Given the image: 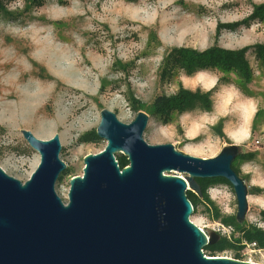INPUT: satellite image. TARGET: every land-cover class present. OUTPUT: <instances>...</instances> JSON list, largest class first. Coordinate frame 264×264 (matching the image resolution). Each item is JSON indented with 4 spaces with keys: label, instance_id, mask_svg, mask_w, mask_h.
Instances as JSON below:
<instances>
[{
    "label": "rangeland",
    "instance_id": "rangeland-1",
    "mask_svg": "<svg viewBox=\"0 0 264 264\" xmlns=\"http://www.w3.org/2000/svg\"><path fill=\"white\" fill-rule=\"evenodd\" d=\"M262 3L264 0H45L43 7L33 8L18 20L0 15V168L27 182L40 156L21 129L41 140L58 134L60 158L70 174H61L55 190L67 204L70 181L83 175L84 158L102 152L107 145L102 139L97 143L79 141L97 130L103 110L130 124L138 113L130 108L129 93L149 106L157 96L174 94L179 81L187 89L205 92L226 76L230 83L217 86L212 112L176 116L171 125H163L146 112L150 119L143 139L152 146L172 144L177 151L202 159L216 157L231 144L240 146L241 153L255 154L253 160L238 163L248 189L249 211L243 223L264 230L259 215L264 210V66L249 54L254 72L251 97L235 86L231 74L181 73L171 83L160 79L163 59L172 48L205 50L217 43L240 49L263 44L264 22L217 35L219 24L241 21L252 12V4ZM24 7L23 0L8 4L12 11ZM154 33L156 42L152 41ZM208 194L215 207L200 203L190 220L206 233L220 229L222 237H233L235 231L221 221L237 213L232 186L219 184ZM257 252L251 256L253 261L264 264V250ZM221 255L235 258V251Z\"/></svg>",
    "mask_w": 264,
    "mask_h": 264
},
{
    "label": "water",
    "instance_id": "water-1",
    "mask_svg": "<svg viewBox=\"0 0 264 264\" xmlns=\"http://www.w3.org/2000/svg\"><path fill=\"white\" fill-rule=\"evenodd\" d=\"M149 119L139 111L124 124L109 110L101 112L96 133L107 145L84 158L67 204L55 190L68 168L60 136L41 140L21 129L40 163L25 183L0 168V264H259L206 256L204 249L221 235L190 220L188 191L202 196L197 180L216 178L233 188L236 221L246 220L248 189L232 167L240 146L202 159L172 144L148 145L143 135ZM116 154L128 159L127 167L120 168Z\"/></svg>",
    "mask_w": 264,
    "mask_h": 264
},
{
    "label": "trees",
    "instance_id": "trees-1",
    "mask_svg": "<svg viewBox=\"0 0 264 264\" xmlns=\"http://www.w3.org/2000/svg\"><path fill=\"white\" fill-rule=\"evenodd\" d=\"M16 1L18 0H0V15L5 18H10V20H18L33 8H39L45 5V0H23L25 4L23 10H9L8 4ZM263 22L264 3L252 4V12L243 20L219 24L217 27V35H220L223 30L233 32L240 29H249L253 24ZM152 35V41L156 42L157 37L155 33ZM249 54H253L260 66H264V43L246 46L240 49H226L220 47L217 43L205 50H197L187 47L172 48L163 59L160 79L162 82L171 83L181 73L186 76H193L201 72H219L224 75L231 74L236 79L235 86L243 94L251 97L252 91L249 86L253 82L254 72L249 60ZM229 83V79L226 76H222L219 78L217 86ZM217 86L205 92L199 90L192 91L185 88L179 81L177 90L174 94L170 96L165 94L157 96L149 106L134 97L132 93L128 94L127 100L130 108L135 112L138 113L139 111H145L152 117L160 120L163 125H171L176 116H182L194 111H200L202 113L212 112V96L216 91ZM104 88V85H102L101 91H103ZM257 115L258 113L255 118ZM79 141L81 143H97L100 142L101 139L97 136L96 131L93 130L84 134ZM254 158L255 154L242 153L240 157L233 162L232 167L234 171L242 178L240 166L238 164L239 161H249ZM116 160L121 169L127 167L129 164L128 159L123 155L116 156ZM69 174V169L63 173V175ZM197 183L201 187L202 196L192 191H188L187 194L188 199L194 208V213L200 203L214 206L209 198V189L219 184L231 186L227 180L222 178L198 179ZM257 193H260V190H257ZM259 215L261 221L264 222V210H262ZM215 216L217 220L220 219L218 210L216 211ZM221 221L224 225L231 227L238 236L233 234L234 236L230 238L222 237L217 244L207 246L204 249L206 256L215 257L219 253L225 251H235L236 259H240V253L245 249V245L251 243H256L258 249L264 250L263 229L258 228L257 226L247 227L244 223L239 224L234 216L224 217Z\"/></svg>",
    "mask_w": 264,
    "mask_h": 264
},
{
    "label": "built area",
    "instance_id": "built-area-1",
    "mask_svg": "<svg viewBox=\"0 0 264 264\" xmlns=\"http://www.w3.org/2000/svg\"><path fill=\"white\" fill-rule=\"evenodd\" d=\"M202 231H204V230L202 229ZM220 232H221V230L218 229L217 233H220ZM257 249H258L257 248V244L256 243H251V244H246L245 245V249L240 253V259H236V256H235V258H233V257H229V256H224V255H221V256L217 255V257H227V258H232V259H236V260H240V261H247V262L256 263L255 261H253L251 256L253 254L260 253V252H257ZM247 256H249V257L246 258Z\"/></svg>",
    "mask_w": 264,
    "mask_h": 264
},
{
    "label": "bare ground",
    "instance_id": "bare-ground-1",
    "mask_svg": "<svg viewBox=\"0 0 264 264\" xmlns=\"http://www.w3.org/2000/svg\"><path fill=\"white\" fill-rule=\"evenodd\" d=\"M233 137H235V135H233Z\"/></svg>",
    "mask_w": 264,
    "mask_h": 264
},
{
    "label": "flooded vegetation",
    "instance_id": "flooded-vegetation-1",
    "mask_svg": "<svg viewBox=\"0 0 264 264\" xmlns=\"http://www.w3.org/2000/svg\"><path fill=\"white\" fill-rule=\"evenodd\" d=\"M221 238H222V236H221ZM221 240V239H220Z\"/></svg>",
    "mask_w": 264,
    "mask_h": 264
}]
</instances>
